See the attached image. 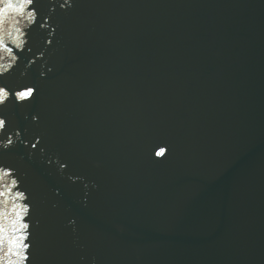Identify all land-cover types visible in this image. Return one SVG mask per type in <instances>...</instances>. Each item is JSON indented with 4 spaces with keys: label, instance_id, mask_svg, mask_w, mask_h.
Here are the masks:
<instances>
[{
    "label": "water",
    "instance_id": "1",
    "mask_svg": "<svg viewBox=\"0 0 264 264\" xmlns=\"http://www.w3.org/2000/svg\"><path fill=\"white\" fill-rule=\"evenodd\" d=\"M64 4L36 0L37 25L15 17L23 49L6 40L8 83L37 86L0 109L16 140L0 187L27 197L0 202V223L14 235L13 204L29 206L26 264H264V120L237 1Z\"/></svg>",
    "mask_w": 264,
    "mask_h": 264
},
{
    "label": "snow or ice",
    "instance_id": "2",
    "mask_svg": "<svg viewBox=\"0 0 264 264\" xmlns=\"http://www.w3.org/2000/svg\"><path fill=\"white\" fill-rule=\"evenodd\" d=\"M70 4L71 0H65V4L62 5V7ZM34 5H36V0H0V50L7 52L11 58L15 59V62L18 57L14 54V49L9 47L6 40L11 38L12 44H14L16 48H20L14 41L21 38L23 33L21 28L18 27L19 20L15 19V17H27L30 22L37 25V10L29 11V9ZM53 11H55V9H53ZM10 16L13 17L11 24L14 31L9 30L7 27ZM50 19V17H46L44 22L39 24V28H51L50 23H48V20ZM55 32L56 29L51 28L49 35L54 36ZM47 43L51 45L53 40H48ZM28 51L31 52L32 49L28 48ZM43 55L44 53H40L39 58H43ZM34 63L35 60L30 61V64ZM15 66H18V63L10 64L7 70L0 72V109L7 108L10 104H15L22 108L27 107L37 95V86L35 85L16 87L8 83V76H6V74H8L9 70H12ZM11 126L12 122L3 114L2 111H0V164L4 162L6 153L11 151L16 145V140H14L11 136L5 138ZM22 134V131L19 130L14 131L13 133L20 143L27 146L28 141L22 139ZM40 143L41 139L37 138L35 143H32L31 146L32 148H36ZM41 151L44 150L41 149ZM155 155L158 157L163 156L164 149L155 152ZM49 163H51V161H49ZM56 163L59 165L61 173L68 168V164L62 163L59 158L56 159ZM12 175L13 172L11 170H6L5 167H0V181H2L5 177H10ZM69 179L75 182L83 178L79 176H70ZM16 187V179H12L10 183L0 187V202L6 203L7 201L5 198H11L14 201L25 200L27 198L25 192L14 191ZM29 195H31V193H29ZM12 213H14V219L12 221L11 232L14 233V235H7L6 233H8L9 230L3 223H0V264H5V261H7V264H26V262H29L32 258L30 249L34 247L31 243V237L33 234L30 231V224L25 222L26 217L30 215L29 206L27 204L14 203ZM6 215L7 213L0 212V218L5 217ZM71 223L75 224L76 221L73 220ZM13 256L16 257L15 260L11 259Z\"/></svg>",
    "mask_w": 264,
    "mask_h": 264
},
{
    "label": "clouds",
    "instance_id": "3",
    "mask_svg": "<svg viewBox=\"0 0 264 264\" xmlns=\"http://www.w3.org/2000/svg\"><path fill=\"white\" fill-rule=\"evenodd\" d=\"M33 11H34V10H33ZM25 18L28 19L27 17H25ZM19 23H20V21H19ZM14 42H15V43L20 47V49L22 50V47H23V44L25 43V41H24L23 39H21V38H18V39H16ZM14 63H15V59H14V58H11V62H10V63H7V64H0V72L7 70V69H8V66H9L10 64H14ZM42 75H43V73H42Z\"/></svg>",
    "mask_w": 264,
    "mask_h": 264
}]
</instances>
